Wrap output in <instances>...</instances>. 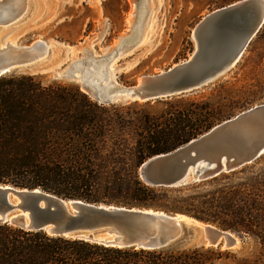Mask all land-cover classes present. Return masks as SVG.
<instances>
[{"label": "trees", "instance_id": "16d2710c", "mask_svg": "<svg viewBox=\"0 0 264 264\" xmlns=\"http://www.w3.org/2000/svg\"><path fill=\"white\" fill-rule=\"evenodd\" d=\"M123 82H127L124 81ZM98 103L78 85L37 74L0 75V183L63 198L179 213L259 243L231 260L212 246L141 249L49 234L0 222V264H264V168L260 160L196 183L149 186L138 174L167 152L231 116L220 103L175 95Z\"/></svg>", "mask_w": 264, "mask_h": 264}, {"label": "water", "instance_id": "95a60500", "mask_svg": "<svg viewBox=\"0 0 264 264\" xmlns=\"http://www.w3.org/2000/svg\"><path fill=\"white\" fill-rule=\"evenodd\" d=\"M28 0H0V27L19 20ZM264 23V0H238L203 16L194 26L195 49L191 56L169 68L140 76L131 85L113 78V59L139 41L136 30L121 37L105 54L73 59L60 75L77 81L98 103L147 102L184 94L221 74L242 54ZM49 49L42 39L0 44V75L15 72L44 57ZM264 154V103L244 109L167 152L145 159L138 167L149 186L188 185L234 171ZM182 214L124 205L63 198L39 188H20L0 183V222L39 229L49 234L82 238L103 245L159 249L180 239ZM193 219V218H191ZM197 225L195 242L230 249L237 245L234 232L212 223ZM197 223H200L199 225Z\"/></svg>", "mask_w": 264, "mask_h": 264}, {"label": "rangeland", "instance_id": "374dc122", "mask_svg": "<svg viewBox=\"0 0 264 264\" xmlns=\"http://www.w3.org/2000/svg\"><path fill=\"white\" fill-rule=\"evenodd\" d=\"M235 1L238 0H28L19 20L0 27V44L7 39L15 44L44 40L49 46L46 55L33 68L23 67L11 73L37 74L45 83L80 87L77 81L61 76L60 72L73 59L87 55L81 45L89 44L95 55L105 54L140 24L139 43L110 64L114 80L131 85L142 75L163 71L190 57L195 49L192 36L195 24L209 12ZM180 95L220 103L231 116L264 103V23L235 63L206 84ZM156 100L148 102L158 109ZM263 168L264 154L252 171ZM197 227L185 223L183 236L168 246L202 245L195 242ZM234 234L237 245L226 249L231 260L257 252L259 243L254 237Z\"/></svg>", "mask_w": 264, "mask_h": 264}, {"label": "bare ground", "instance_id": "6f19581e", "mask_svg": "<svg viewBox=\"0 0 264 264\" xmlns=\"http://www.w3.org/2000/svg\"><path fill=\"white\" fill-rule=\"evenodd\" d=\"M145 13V12H144ZM142 14H143V12H142ZM144 17V16H143ZM147 25V24H146ZM139 27V28H138ZM140 24H138L137 25V28H135V30H136V36H141V30H142V28L140 29ZM146 27V26H145ZM145 31V30H144ZM144 31H142V32H144ZM147 34V33H146ZM148 35V34H147ZM146 35V36H147ZM142 39H143V37H142ZM111 66H109V68H110ZM180 218L182 219V220H184V221H186V222H190V221H193V219H191V218H189V217H186V216H183V215H181L180 216ZM198 225L200 224V223H197Z\"/></svg>", "mask_w": 264, "mask_h": 264}]
</instances>
